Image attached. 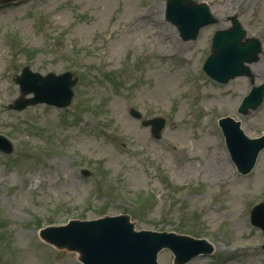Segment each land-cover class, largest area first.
<instances>
[{
    "label": "rangeland",
    "instance_id": "1",
    "mask_svg": "<svg viewBox=\"0 0 264 264\" xmlns=\"http://www.w3.org/2000/svg\"><path fill=\"white\" fill-rule=\"evenodd\" d=\"M166 1L0 4V135L14 146L9 155L0 151V264H82L78 254L46 244L40 230L124 214L137 230L214 246L213 255L187 264H264V235L250 223L264 201V150L242 176L218 127L229 116L249 138L264 133V101L238 113L252 86L264 83V0H197L219 22L193 41L166 21ZM232 15L262 44L249 66L253 83L220 84L202 70L215 32ZM25 67L77 76L71 106L11 110ZM132 108L144 119H166L161 139ZM173 259L165 250L158 261Z\"/></svg>",
    "mask_w": 264,
    "mask_h": 264
},
{
    "label": "water",
    "instance_id": "2",
    "mask_svg": "<svg viewBox=\"0 0 264 264\" xmlns=\"http://www.w3.org/2000/svg\"><path fill=\"white\" fill-rule=\"evenodd\" d=\"M15 0H2L9 3ZM167 19L180 24L186 38H195L202 26L215 23L206 4L194 5L190 0H168ZM233 28L218 32L214 38L213 55L207 60L205 70L214 79L226 83L236 76L250 75L244 63L258 60L260 44L257 40H249L243 44L246 32L233 18ZM23 95L34 94V98L20 100L15 109L23 110L31 105L46 103L59 108L67 107L73 96L72 87L76 80L66 73L60 76L49 74L42 77L25 68L17 79ZM264 96V85L254 89L242 106V111L259 106ZM140 118V114L132 111ZM157 121H147L144 125H155ZM157 134L164 121L159 120ZM232 127L235 134H229L227 126ZM220 126L225 130L227 145L238 170L245 174L255 164L258 153L264 148V137L257 140L248 139L239 129V124L232 119L221 120ZM0 149L10 153L11 145L0 137ZM262 212V218L254 214ZM252 223L264 231V204L255 208ZM41 237L59 249L66 248L80 254L84 264H157V254L163 248L170 249L175 255V264H185L200 254H210L212 247L206 241H199L187 236L168 233L135 232L134 224L128 216L108 217L101 220L80 222L72 221L65 227L47 228Z\"/></svg>",
    "mask_w": 264,
    "mask_h": 264
}]
</instances>
